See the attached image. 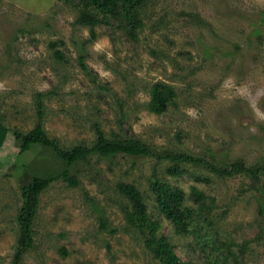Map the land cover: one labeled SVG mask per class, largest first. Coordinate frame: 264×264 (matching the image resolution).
Returning <instances> with one entry per match:
<instances>
[{"label": "rangeland", "instance_id": "obj_1", "mask_svg": "<svg viewBox=\"0 0 264 264\" xmlns=\"http://www.w3.org/2000/svg\"><path fill=\"white\" fill-rule=\"evenodd\" d=\"M111 13L88 0H0V264L14 263L34 177L53 181L19 264H165L129 221L121 184L139 189L180 264H264V0H145L134 23ZM155 85L174 91L162 113L150 107ZM40 114L64 150L92 145L98 124L153 155L70 165L40 145L21 153L10 131H31ZM155 180L182 192L180 213L198 208L193 188L205 194L212 225L193 215L181 231Z\"/></svg>", "mask_w": 264, "mask_h": 264}, {"label": "trees", "instance_id": "obj_2", "mask_svg": "<svg viewBox=\"0 0 264 264\" xmlns=\"http://www.w3.org/2000/svg\"><path fill=\"white\" fill-rule=\"evenodd\" d=\"M88 1L98 3L104 12H112L114 14L116 11H119L122 15H125L126 19L130 23L136 22V17L133 16L134 9L137 6H141L145 2V0H121L122 4L118 6V0ZM133 27L136 28V25H133ZM151 94L152 101L150 103V107L152 111L162 113L166 108V104L170 96H173L174 91L168 86L155 85ZM44 95L45 94L43 93L37 94L38 100L41 101ZM37 107L40 108L41 106L38 105ZM41 119L42 114L39 115V119L35 127L27 133L16 129L10 131L14 136L18 148L21 150V153L30 151L35 145H40L52 149L59 158L63 159L70 165L85 160L91 154H99L102 156H115L118 154H124L127 156L153 155V150L139 140L109 138L98 124L95 125L96 137L92 145L88 146L80 144L74 146L72 149L64 150L56 139L49 137L48 133L44 129ZM171 158L175 161L192 160V158L186 156ZM64 178L68 182L69 186L74 187L79 185V182L75 179V177H69L67 172H64ZM52 181L51 177H34L33 181L28 186L23 188L22 195L24 203L19 214L20 232L17 252L15 254L13 264H19V261L23 259L24 255L29 252L34 245V222L38 211L39 198L40 195L49 188ZM119 190L126 195L132 204V211L128 213V219L136 229L141 231L146 236L145 243L147 248L156 258L160 259L165 264H180L178 256L171 250L166 242V239L162 235L157 234L156 225L147 218L145 212L146 204L139 189L132 184H121L119 185ZM152 190L158 205L162 208L163 213L170 220H172L175 226L181 231L189 230L192 225L191 218L193 215H196L200 219V224L197 225L198 227H202V225H212L213 221L210 216L211 211L205 204L207 197L198 189L193 188L192 190V193L198 202V208L189 213H180L174 207L177 203H181L183 199V194L179 189L163 182L162 180H155L152 185ZM206 240L207 242H212L209 237L206 238ZM208 244L214 245V243ZM214 250H216V247ZM227 251L229 252V250ZM216 255L218 262L222 261L226 257L225 252H217Z\"/></svg>", "mask_w": 264, "mask_h": 264}]
</instances>
